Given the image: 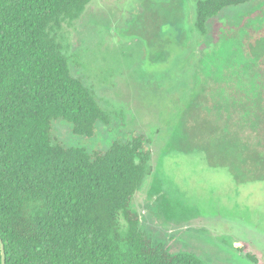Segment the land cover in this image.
<instances>
[{
    "label": "trees",
    "instance_id": "1",
    "mask_svg": "<svg viewBox=\"0 0 264 264\" xmlns=\"http://www.w3.org/2000/svg\"><path fill=\"white\" fill-rule=\"evenodd\" d=\"M251 1L198 0L196 32L209 35L215 17ZM90 2L0 0V237L6 264H207L141 225L133 200L153 171L147 135L116 139L106 150L86 148L114 114L73 75L60 33L83 17ZM216 43L217 52L188 54L193 63L184 85L190 91L182 97L179 134L237 184L264 182V54H224L235 45ZM183 55H171L177 66ZM173 60L159 59L160 68ZM58 122L83 145L58 141Z\"/></svg>",
    "mask_w": 264,
    "mask_h": 264
},
{
    "label": "rangeland",
    "instance_id": "2",
    "mask_svg": "<svg viewBox=\"0 0 264 264\" xmlns=\"http://www.w3.org/2000/svg\"><path fill=\"white\" fill-rule=\"evenodd\" d=\"M197 1L91 0L80 20L63 26L73 75L114 114L86 148L147 135L153 171L133 200L143 229L207 264H264V182L239 185L211 167L177 124L190 91L188 54L217 52L216 40L235 45L224 54H264V0L225 9L207 36L195 30ZM172 54H184L178 66ZM164 56L174 62L160 68ZM53 134L66 146L83 145L64 123Z\"/></svg>",
    "mask_w": 264,
    "mask_h": 264
},
{
    "label": "water",
    "instance_id": "3",
    "mask_svg": "<svg viewBox=\"0 0 264 264\" xmlns=\"http://www.w3.org/2000/svg\"><path fill=\"white\" fill-rule=\"evenodd\" d=\"M0 242H1V249H2V263L6 264V252H5V245L0 237Z\"/></svg>",
    "mask_w": 264,
    "mask_h": 264
},
{
    "label": "flooded vegetation",
    "instance_id": "4",
    "mask_svg": "<svg viewBox=\"0 0 264 264\" xmlns=\"http://www.w3.org/2000/svg\"><path fill=\"white\" fill-rule=\"evenodd\" d=\"M213 256H211V258H212ZM214 258V257H213ZM202 259V258H201ZM227 263H229V264H231L230 262H227Z\"/></svg>",
    "mask_w": 264,
    "mask_h": 264
}]
</instances>
